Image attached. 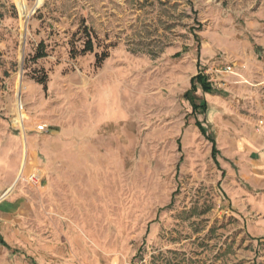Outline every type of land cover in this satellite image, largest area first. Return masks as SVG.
Returning <instances> with one entry per match:
<instances>
[{"label":"rangeland","instance_id":"374dc122","mask_svg":"<svg viewBox=\"0 0 264 264\" xmlns=\"http://www.w3.org/2000/svg\"><path fill=\"white\" fill-rule=\"evenodd\" d=\"M196 120L264 134V0H0V196L29 199L0 264H264V188L230 204Z\"/></svg>","mask_w":264,"mask_h":264},{"label":"crops","instance_id":"0c3cea01","mask_svg":"<svg viewBox=\"0 0 264 264\" xmlns=\"http://www.w3.org/2000/svg\"><path fill=\"white\" fill-rule=\"evenodd\" d=\"M215 140L220 149L216 160L222 168L221 184L229 197L228 202L252 203L256 198L254 190L257 187L264 188V134L246 133L239 137L218 135ZM28 203L29 199L23 190L12 189L2 194L0 225L3 221L9 222Z\"/></svg>","mask_w":264,"mask_h":264},{"label":"trees","instance_id":"16d2710c","mask_svg":"<svg viewBox=\"0 0 264 264\" xmlns=\"http://www.w3.org/2000/svg\"><path fill=\"white\" fill-rule=\"evenodd\" d=\"M86 35H87V39L85 40V46L82 50L83 53L87 52V51H93L94 50L93 37L91 36V33L89 32L88 28H86ZM43 45H44V43L41 42L40 45L38 46L37 51H36L35 55L33 56L34 59H38L40 57H44L47 55V52L44 50ZM255 47L258 50L262 49L261 46H259V45H256ZM107 55H108V53H104L102 58H105ZM38 81L45 84L46 78L45 77L39 78ZM45 87H46V84H45ZM198 88H201L203 91L208 92V93L220 92V90L216 89L211 82H209L205 77H203V75L201 73H198V74L192 76L191 77V89H190L191 94H190V97H188V99H190V101L192 102L193 112H195L197 110L206 111L208 108L207 101H203L202 103H197L195 101V98H196L195 92L198 90ZM187 96H188V94H187ZM196 124L198 125V127L200 128L202 133L204 135H207V138L212 142V156L216 160V155L219 152V150L217 148L215 138L212 136H209L207 134L206 128L200 120H196ZM216 163L218 164L217 160H216ZM0 241L2 244L10 247L4 241V239L2 237L0 238ZM13 251L16 252V250H13Z\"/></svg>","mask_w":264,"mask_h":264},{"label":"built area","instance_id":"2783aa9c","mask_svg":"<svg viewBox=\"0 0 264 264\" xmlns=\"http://www.w3.org/2000/svg\"><path fill=\"white\" fill-rule=\"evenodd\" d=\"M227 70H229L230 72H233V65H227ZM263 122V121H261ZM38 131H47V127L44 125V124H40L38 125L37 127ZM29 181L33 184H38L42 181V176L39 174V173H35V174H32L30 177H29Z\"/></svg>","mask_w":264,"mask_h":264}]
</instances>
